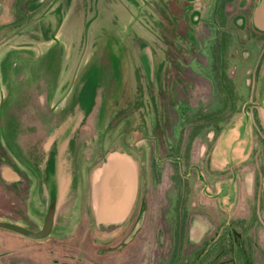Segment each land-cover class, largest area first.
<instances>
[{
    "label": "rangeland",
    "instance_id": "1",
    "mask_svg": "<svg viewBox=\"0 0 264 264\" xmlns=\"http://www.w3.org/2000/svg\"><path fill=\"white\" fill-rule=\"evenodd\" d=\"M0 6V221L42 227L53 138L83 118L51 235L0 229V264L20 246L19 264H264V31L252 18L212 22L210 6L195 26L188 0ZM119 149L145 169L141 216L94 230L92 168Z\"/></svg>",
    "mask_w": 264,
    "mask_h": 264
},
{
    "label": "water",
    "instance_id": "2",
    "mask_svg": "<svg viewBox=\"0 0 264 264\" xmlns=\"http://www.w3.org/2000/svg\"><path fill=\"white\" fill-rule=\"evenodd\" d=\"M252 21L257 30L264 31V0H259L253 13ZM79 116L77 110L71 114L60 128L58 134L53 138L55 141L51 142L52 145L57 143L56 155L52 158L56 169L54 175L52 172L50 173L52 174L48 182L50 186V203L42 227L39 230L32 231L12 222L0 221V229L16 233L31 240H43L51 235L55 224L58 200L62 194L61 188H64V182L62 181L65 178V173L67 176L70 169L67 155L70 135L81 125L83 119H80ZM109 159L106 171L97 169L94 173V202L99 204V208L104 203H116L118 198L126 191L129 177L131 176V172L126 166L119 169L116 166L117 163L112 161L114 159L111 156Z\"/></svg>",
    "mask_w": 264,
    "mask_h": 264
},
{
    "label": "crops",
    "instance_id": "3",
    "mask_svg": "<svg viewBox=\"0 0 264 264\" xmlns=\"http://www.w3.org/2000/svg\"><path fill=\"white\" fill-rule=\"evenodd\" d=\"M0 7V10L4 12V6ZM110 156L114 159L112 161L117 163V168L121 169L123 166H126L130 170L131 176L129 177V184L126 191L118 198L117 202L112 204L104 203L99 208V204L94 202V173L97 169L106 171L108 167L107 163L110 161ZM71 172L70 168V173ZM139 187V166L135 156L123 149L111 151L106 154L103 164L94 169L92 172V179L90 180L86 202L83 207V214L93 229L125 225L133 216L138 201ZM3 234L4 233L0 235V242L1 240L3 242Z\"/></svg>",
    "mask_w": 264,
    "mask_h": 264
},
{
    "label": "flooded vegetation",
    "instance_id": "4",
    "mask_svg": "<svg viewBox=\"0 0 264 264\" xmlns=\"http://www.w3.org/2000/svg\"><path fill=\"white\" fill-rule=\"evenodd\" d=\"M258 1L259 0H188V3H189V9L193 12L194 17L192 19L194 21L193 24L195 26H197V24L203 19V13H202L203 8H205L204 10H206L207 7L211 6L210 7V16H211L210 21L215 22V21H221V20L223 21V20L232 19L234 22H236V24L239 27H243L245 25V21L249 18H252L253 11H254L255 6H256ZM195 30L192 29L191 32L196 33ZM220 32H221V29H220ZM190 37L193 38L192 35ZM192 42H193V40H192ZM157 147H158L157 142H155L154 146L152 148V151H155L157 149ZM128 152L131 153L132 155H134L136 160L138 161L139 176H140V187H139L138 201H137L133 216L130 219V220H132L133 217L138 218L141 216L139 211H141L142 207L139 208V196H140V190H141L142 171L144 172L145 169L142 167V162H141L139 156L137 155V153L135 151H133V152L128 151ZM102 158H103V161L94 165V167L92 168L93 170L103 164V162L106 158V155L102 156ZM121 226H123V225H121ZM22 227H24V226H22ZM25 228H27V227H25ZM204 229L205 228L200 227L199 222H194L192 224V228L190 230V233L192 235L195 234L196 237H199L198 235H200V234H203V236H204V234H205Z\"/></svg>",
    "mask_w": 264,
    "mask_h": 264
},
{
    "label": "trees",
    "instance_id": "5",
    "mask_svg": "<svg viewBox=\"0 0 264 264\" xmlns=\"http://www.w3.org/2000/svg\"><path fill=\"white\" fill-rule=\"evenodd\" d=\"M89 228H91V229H93V227L89 224ZM97 229V228H96ZM31 230H34V229H31ZM95 230V229H94ZM9 232V231H8ZM9 233H12V232H9ZM12 234H14V235H16L18 238H20L21 240L23 239V240H26V241H33V240H31V239H28V238H25V237H23V236H21V235H18V234H15V233H12ZM22 240V241H23ZM38 241V240H37ZM15 243V245L16 246H18L19 244H18V242L17 241H15L14 242ZM26 243H30V242H26ZM5 245L7 246V243H5ZM37 245V244H36ZM17 247H15V250H13L14 251V253L15 254H18L15 258L13 257L12 259H7L6 261H2V264H19V262L20 263H23L24 261L23 260H26L25 258L26 257H29V253L26 251L29 247H26V246H20V248L17 250L16 249ZM31 248V247H30ZM32 248H34V247H32ZM37 248V247H36ZM39 248V247H38ZM30 251H32V249L30 250ZM38 251V250H37ZM25 252V253H24ZM33 252V251H32ZM7 254H9V253H7ZM24 254H26V255H24Z\"/></svg>",
    "mask_w": 264,
    "mask_h": 264
}]
</instances>
